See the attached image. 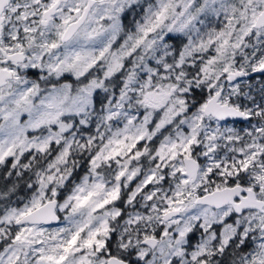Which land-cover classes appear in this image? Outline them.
<instances>
[{
  "label": "snow or ice",
  "instance_id": "6c2138e0",
  "mask_svg": "<svg viewBox=\"0 0 264 264\" xmlns=\"http://www.w3.org/2000/svg\"><path fill=\"white\" fill-rule=\"evenodd\" d=\"M0 264H264V0H0Z\"/></svg>",
  "mask_w": 264,
  "mask_h": 264
}]
</instances>
